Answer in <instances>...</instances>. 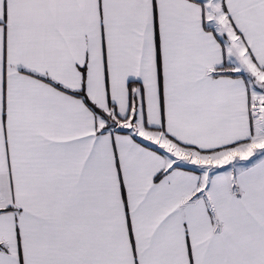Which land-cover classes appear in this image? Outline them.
I'll use <instances>...</instances> for the list:
<instances>
[{
	"label": "snow or ice",
	"instance_id": "1",
	"mask_svg": "<svg viewBox=\"0 0 264 264\" xmlns=\"http://www.w3.org/2000/svg\"><path fill=\"white\" fill-rule=\"evenodd\" d=\"M0 264H264V0H0Z\"/></svg>",
	"mask_w": 264,
	"mask_h": 264
}]
</instances>
